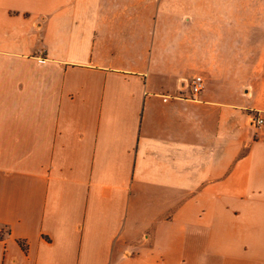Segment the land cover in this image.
<instances>
[{"label": "crops", "instance_id": "crops-1", "mask_svg": "<svg viewBox=\"0 0 264 264\" xmlns=\"http://www.w3.org/2000/svg\"><path fill=\"white\" fill-rule=\"evenodd\" d=\"M201 4L0 0V264H264V11Z\"/></svg>", "mask_w": 264, "mask_h": 264}, {"label": "rangeland", "instance_id": "rangeland-1", "mask_svg": "<svg viewBox=\"0 0 264 264\" xmlns=\"http://www.w3.org/2000/svg\"><path fill=\"white\" fill-rule=\"evenodd\" d=\"M243 2L245 5L248 3L250 12L264 11V0H241V6H243ZM216 5V0H202V4L195 10V13H198L199 16L195 27L202 34H205L207 30L216 24ZM189 8H191L190 5L186 7V10H189ZM205 38V36L202 37V39Z\"/></svg>", "mask_w": 264, "mask_h": 264}, {"label": "built area", "instance_id": "built-area-1", "mask_svg": "<svg viewBox=\"0 0 264 264\" xmlns=\"http://www.w3.org/2000/svg\"><path fill=\"white\" fill-rule=\"evenodd\" d=\"M191 89H192V93L194 95L200 94L202 92V90L204 89L202 78H200V77L194 78L191 82ZM253 122L257 126H261L264 124V120L260 117H253Z\"/></svg>", "mask_w": 264, "mask_h": 264}, {"label": "water", "instance_id": "water-1", "mask_svg": "<svg viewBox=\"0 0 264 264\" xmlns=\"http://www.w3.org/2000/svg\"><path fill=\"white\" fill-rule=\"evenodd\" d=\"M140 246V244L139 243H135L134 245H132V247L131 248H137V247H139Z\"/></svg>", "mask_w": 264, "mask_h": 264}]
</instances>
